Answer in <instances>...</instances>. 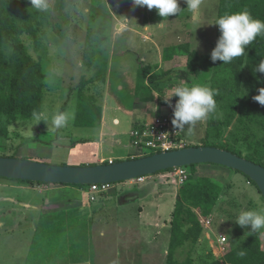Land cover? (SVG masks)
<instances>
[{"label": "rangeland", "instance_id": "1", "mask_svg": "<svg viewBox=\"0 0 264 264\" xmlns=\"http://www.w3.org/2000/svg\"><path fill=\"white\" fill-rule=\"evenodd\" d=\"M216 1L201 0L199 9L193 11L187 8L184 0H178V5L182 8L177 14L182 18L171 21L159 17L156 12L154 13V9L148 10L147 7L133 6L131 0H48L51 9V21L50 24L42 25L44 44L38 54L34 53L35 58H38V55L41 56L46 76L42 112L49 117V123L51 115L55 112H67L70 114V118L67 125L56 132L48 131V124L42 120L17 121L11 126L10 138L2 139L0 157H15L67 167L96 166L101 151L105 153L104 156L107 159L111 156L120 157L121 159H117L116 162L130 160L135 157L137 149L132 143L131 131L133 129L131 130L128 124L123 123L117 128L112 125L107 126V129H105L106 133L109 134L102 138L103 142H101L102 140L99 143L97 142L98 140L96 142L81 141L86 139L89 133L91 134L88 136L90 138L94 137L92 134L96 136V132L81 131L76 128L78 126L76 125L77 114L79 107L83 103L79 97V89L81 88V84L78 85L79 79L84 77V79L89 81L88 85L84 84L83 91L88 97L89 94L91 95L90 97L94 100L96 106H100L106 91L104 83L106 76L104 79H102V76L106 73L108 62L109 64L112 63L116 69L122 63H125L124 72L126 73L124 81L126 88L125 93L121 94L120 97H123L124 102H127L130 98L128 90H132L134 83V74L131 72V68L133 67L136 53L140 54L138 51L132 52L131 48L135 47L136 49L139 41L141 44L146 45V49L152 47L150 46L151 43L155 44L157 49L161 48V50L168 47H178L188 42L194 49L203 53L208 69L200 76L190 75L189 80L191 83L183 82L179 78H173L175 79L173 83L177 86H191L193 83H200L212 89L214 68L210 55L213 50L212 39L213 30L215 29L213 19L216 12ZM114 13H117L116 18L118 20L116 22L113 20L116 16ZM185 13L188 16L190 15V19L185 17ZM127 18L130 26L136 28L138 33H132V37L124 35L117 39V45L120 51L124 49V53L117 52L112 62H110L108 61L111 56L109 52L114 48L112 35L122 29L121 26H124L121 19ZM114 23H118V28ZM186 28L190 31L187 32ZM90 30L98 38V42L95 46H92L93 48H89L90 45L87 41ZM146 35L152 37L149 40H141ZM196 41L198 42V47ZM86 49H88L87 52ZM177 53L180 54V51L177 50ZM174 64L176 66L171 69H185L187 56H179L178 61ZM114 72H117V70H114ZM115 76L116 74H114ZM165 79L169 80V76H166ZM138 81L140 84L138 89L142 90V79L138 78ZM159 100L161 101L162 99ZM162 112L164 111L161 110ZM210 118H223V111L217 103L215 111L210 113L205 120L197 122L192 128L191 134L187 132V126L182 131L186 147H200L205 144L218 143L214 138L206 137L209 133L208 122ZM112 128L113 131H108ZM80 133L83 134L80 135ZM111 133L116 134L112 136L110 135ZM224 139L227 140L226 137ZM64 145H68V147L65 148ZM243 150L246 152V149L243 148ZM146 154L150 155L152 152ZM198 167L201 170L196 174L197 177L199 176L198 174L208 175L212 176L211 178L217 180L222 186L232 185L233 188L229 190L228 194L230 199L226 197L225 201H230L233 205L227 204L224 208L233 218L228 214H216V216H213L214 219L211 217L213 219L212 230H207L205 238L194 247L193 257L199 259L202 254L207 257L209 249H213V247H218L220 250L217 242L218 237L221 235L227 238L231 250L234 245L238 246L249 240L254 234L259 233L264 250V230L252 233L250 228H241L234 222L240 210L264 209V203L258 190L254 186L249 185L250 183H247L246 177L236 171L213 164H204ZM185 169L188 173L191 171L189 167H185ZM214 170H218L220 173L209 175ZM151 177H155V175ZM7 182L11 181L0 179V221H2L0 222V264H17L25 258H28V261L24 264H35L36 261L39 262L38 264H61L60 260L69 259L72 253L80 249L83 250L82 254L84 256L82 257L87 260L88 255L92 252L91 242L85 235L86 230L91 226L87 220L88 214L91 213V209L88 207L96 205H107L110 207L105 215L100 214L97 217L98 219L101 217L100 224L103 225H98V230L96 231L108 230V250L111 248V243L115 242L116 234H114L113 227L115 228L116 214L114 219V212L111 209L119 203V196L114 195L113 201L111 200L112 205H110L109 201H107V196L96 195V202H91L90 195L86 193L87 186L83 188L85 192L78 196H69L73 195L70 193L72 188H81L76 185H67L68 187L64 185L66 188L62 192L50 190V192H45L44 194H25L22 190L6 186ZM19 183L31 185L23 181ZM152 183L147 179L145 184L132 188L131 191L135 193H140L145 188V195L140 194L138 199L133 200L124 211L127 210L129 213H133L132 211L137 210L138 206L147 208L146 210L149 213L146 212L147 217L145 220L147 223H151L152 227L143 230V232L147 233V235L153 234L152 236H154V233L155 235L160 233L162 235H160L161 240H163L162 244H168L165 239L168 240V233L171 230L168 232L163 226L160 228L156 220H159V224H165V220H172L173 197H177L181 186H175V190L173 186L165 181L159 182L156 186ZM33 185L43 187L44 184L34 183ZM116 185L112 184L111 186L116 187ZM134 185L137 184L134 183ZM162 189L164 190V197L167 198L162 203L160 201L157 204L156 199L158 196L156 194L158 190ZM116 191L117 189H114L112 194L116 193ZM53 196L66 202L77 199L80 201V196H82L85 208L80 211L78 209L79 206H77L76 208H64L59 211L40 213V211L37 212L25 207L21 208L13 203L5 202V197H12L21 202L42 205L44 201L51 199ZM121 202H123L122 198ZM157 205L161 207L160 211L162 214L160 218L159 215L156 216ZM12 210L17 211L18 217L9 214ZM121 211L123 210L121 209L118 213L119 218L123 215ZM197 212L198 214L200 213L199 211ZM131 213L127 217L128 221L126 222V225H129L128 231L136 230V221L134 218L132 219L134 216ZM200 218L201 220L204 219L203 217ZM37 223H39L38 228L33 229L32 226ZM11 225H14L12 230ZM142 227L144 226L142 225ZM169 227L171 228V221ZM204 230L206 229L204 228ZM81 237L85 239H82L83 242L80 239ZM80 243H84V248L77 247V244ZM107 253L104 252L105 259H111V256ZM221 254L223 257L226 255V253L222 252ZM223 257L221 258L223 259ZM164 262L165 257L160 255L148 261L136 259L133 264H164Z\"/></svg>", "mask_w": 264, "mask_h": 264}, {"label": "trees", "instance_id": "2", "mask_svg": "<svg viewBox=\"0 0 264 264\" xmlns=\"http://www.w3.org/2000/svg\"><path fill=\"white\" fill-rule=\"evenodd\" d=\"M215 9L213 22L218 16L243 11L249 12L254 19L264 21V0H217ZM186 17L190 19V15ZM50 21V7L47 12H42L31 7L29 0H0V145L3 144L2 139L10 138L14 123L19 120L30 121L35 119L33 113H43L46 76L41 56L35 58L34 53L38 54L44 44L42 25L50 24ZM219 35L218 27L215 26L213 49ZM87 38L89 48L98 42L91 30ZM177 50L187 56V66L178 71V77L175 78L190 82V75L200 76L207 71L203 53L190 43L167 48L165 55L173 56ZM261 59H264V35L257 36L248 45L245 54L231 63H213L212 89L217 93L215 101L223 111V118L209 119L206 137H212L218 143L204 146L227 150L264 167V106L253 100L259 94L258 89L264 88V74L255 72V66ZM170 74L171 71L152 73L151 67L146 66L139 71V78L142 79V85L148 81L154 90L162 94L174 86L175 79ZM166 76H169V80L165 79ZM84 86L82 83L79 97L83 103L79 107L76 125L97 127L101 123L102 110L84 93ZM171 117L173 119V111ZM151 155L154 153L148 156ZM198 166L189 167L188 180L179 188L172 213L171 240L165 264H264L259 233L238 246L234 245L223 259L216 258L212 249H209L207 257L203 254L199 259L193 257L194 247L205 238L206 233L200 217L208 219L216 214L230 215L224 206L233 205L225 201L226 197L230 199L228 194L232 185L222 186L217 180L203 175L197 177ZM169 171L172 170L165 172ZM246 180L261 195L257 185L248 177ZM261 198L264 203L262 195Z\"/></svg>", "mask_w": 264, "mask_h": 264}, {"label": "crops", "instance_id": "3", "mask_svg": "<svg viewBox=\"0 0 264 264\" xmlns=\"http://www.w3.org/2000/svg\"><path fill=\"white\" fill-rule=\"evenodd\" d=\"M116 16L113 19L114 22H116L118 19L117 17V13H114ZM186 17V15H185ZM182 18L180 15H173V16H169L168 18H165L166 20H173V19H179ZM164 19V20H165ZM188 19V18H187ZM123 22V27L121 26L122 29L118 30L114 35H112L113 41H114V48H112L110 50V58L108 59V61L112 62V60L114 59V56L116 55V53H124V49L120 51V48L117 45V39L127 35L128 37H132V33H138V30H136V28L130 26L129 23V19H121ZM120 20V21H121ZM126 22V23H125ZM115 26L118 28V23H114ZM214 28V27H213ZM187 32H189L190 30L187 29ZM140 35V32H139ZM152 36L150 35H146L144 36V39L141 40H149V38H151ZM213 37H215V29L213 30ZM135 40H137L136 37H134ZM140 40V37H139ZM138 40V41H139ZM116 41V42H115ZM137 41V42H138ZM179 42V41H178ZM188 42H185L184 44H186ZM182 44V43H181ZM150 47L149 49H146V45L141 44V42L139 41V45H137L136 49L135 47L132 49H130L132 52L133 51H138L140 54L136 53L135 56V60H134V64L133 67L131 68V72H133V76H134V83H133V88L132 90H128L129 91V99L127 102H124L123 97H120L121 94L125 93V63H122L117 69L114 68V65L109 64L106 66V73L103 74L102 79H104V77L106 76V80L104 81L105 86H106V91L104 93V98H102V103L100 104V106L98 105V107L101 108L102 110V119H101V123L99 126L97 127H76L78 130L81 131H95L96 132V136L94 134H92V138L88 137L89 135H91L90 133L87 134V138L83 139L81 141H92V142H97L99 143L102 138H104L106 135H108L109 133H106V129L107 126H113V127H119L120 125L124 124H128L130 126V129H134L135 127L142 125L144 123H146L147 121L152 120L161 110L163 107H165L167 105V103L165 102V98L166 97H170L172 95V89L174 87H176L177 85L174 84L173 88H168L164 91V93H159L158 90H154V88L150 85V83L147 81L144 85H143V89L139 90L138 86L139 81V71L146 66H150L152 73H167L168 71H171L170 77H178L177 72L181 71V70H177V69H171L172 67H175L176 61H178V57L179 56H183L182 54L176 53L173 56H169L167 57L165 55V50L167 48H163L161 50L157 49V47L155 46V44H151L150 43ZM169 48V47H168ZM135 49V50H134ZM169 55V54H168ZM123 56V55H122ZM137 56L138 59H137ZM140 58V59H139ZM124 64V65H123ZM120 69V70H119ZM114 70H117V72H114ZM114 74H116L115 77H117L115 79ZM182 80V79H181ZM183 82L185 80H182ZM186 82V81H185ZM83 84H87L89 83L88 80L84 79V77H82L81 79H79V83L78 85H82ZM191 83V82H188ZM187 85V84H186ZM81 87V86H80ZM80 90V89H79ZM91 95L89 94V97ZM172 98H176V97H172ZM171 98V99H172ZM159 99H162L161 101ZM114 100H116L114 102ZM112 101V103H111ZM164 109V108H163ZM152 117V118H151ZM106 128V129H105ZM108 131H113V128L108 130ZM116 132V131H115ZM83 133H80V135H82ZM116 133H111L110 135L115 136ZM118 134V133H117ZM182 137H183V132H182ZM184 138V137H183ZM104 140H102L101 142H103ZM120 142V141H119ZM186 143V142H185ZM187 146V145H186ZM65 148L68 147V145H64ZM71 149V148H69ZM104 152L101 151L100 152V156L98 157V164H104V163H115L117 161V159H121L120 157H109L108 159L104 156ZM134 158V157H133ZM132 158V159H133ZM199 170H201V168L197 167V173L199 172ZM204 171V169H202ZM196 173V174H197ZM211 174L209 175H213V173H220V171L218 170H214L212 172H210ZM199 176H201V174H198ZM161 175H155V177H151L149 178V180L151 182H153L152 184L156 186V184H158L159 182L165 181L167 184L171 185L174 187V189L176 190L175 186H179L177 184V181L174 179H164L162 177H160ZM197 176V175H196ZM207 177H212V176H208ZM2 180H6V181H11V182H7L5 185L6 186H12L13 188L17 189V190H22L25 192V194H31V193H39V194H44L45 192H50V190H53V192H62L65 190L66 187L68 186H64V185H46L44 184L43 187L41 186H35L33 185L34 183L31 182H27L31 185H26V184H21L19 183L20 181H15L12 182V180H7V179H2ZM156 182V183H155ZM134 181H130V182H124V183H120L117 184L116 187H112L109 189V191L104 192V193H100V194H93L91 192V188H87L86 193L90 195V200L91 202H96L97 197L101 196V197H106L107 201H109L108 203L110 205H112V199H114V195L119 196V203H117L116 205H114V208H112L111 210H113L114 212V219H115V214H116V221L114 223L115 228L113 227L114 230V234H116L115 236V242L111 243V248L108 250L107 247H109L107 242V238H108V230L104 231H100L97 232L96 230H98V225H103L100 224L101 223V217L98 219L97 217L100 214L105 215L106 212H108V210L110 209V207H108L107 205H96L94 207H88L91 209V213L88 214L89 217H87V220L89 222V224H91L90 228L86 230V237H88V239L90 240V244L92 246V252H90V254L88 255L87 260H85L83 253V250L80 249L77 252H74L70 255L69 259H64L63 261H61V264H133L134 262H136V259H139V261L145 260L148 261L149 259H153L157 256L162 255V257H165V262L166 263V259H167V254H168V250H169V245H170V240H171V232L168 233V240L165 239L166 241H168V244H162L161 237H160V233H157L154 236L143 232V230H146L147 228H151L152 225L151 223H147V221L145 220L147 217V213H149L146 209L147 208H142L141 206H138L137 210H133L131 214H133L134 217H132V219L134 218V220L136 221V230H130L128 231L127 228L129 227V225H126V222L128 221L127 217L129 216V211H124L126 209V207L131 204V202L135 199H138V197L141 195H145V188L143 189V191L141 190L140 193H135L132 190V188L139 186L140 184L134 185ZM40 184V183H39ZM141 184H145V183H141ZM50 186H54V187H50ZM170 186V187H171ZM117 189L116 193L112 194L113 190ZM148 191V190H147ZM85 190L83 188L77 189L76 187L72 188L71 192L73 195H69V196H78L79 194L84 193ZM111 193V194H110ZM164 190H158L156 196H158V198L156 199L157 204L162 203L163 200H165L167 197H164ZM176 193V192H175ZM77 194V195H76ZM55 196H53L51 199L44 201L43 204H31V203H25V202H21L18 201L12 197H5V202L8 203H13L21 208H29L32 210H36L37 212L40 211V213H45V211H59L61 209L64 208H76L77 206H79V210L83 211L85 208V204L83 202V198L82 196H80V201L74 200V201H62L61 198L57 199L54 198ZM121 198L123 199V202H121ZM174 198V205H175V198L176 196L173 197ZM112 200V201H111ZM128 200V201H127ZM160 205L156 206V216L159 215V218L162 214V212L160 211L159 207ZM122 212V216L121 218L118 217V213L120 210ZM135 212V213H134ZM173 213V210H172ZM171 213V215H172ZM9 214L13 215L14 217H18L17 215V211L12 210ZM213 218V217H212ZM24 219V218H23ZM157 219V218H156ZM214 219V218H213ZM131 220V219H130ZM171 221V220H170ZM170 221L165 220V224H159V220H156V223H158L159 227L161 228L163 226L164 229H167L168 232L170 231V227H169V223ZM2 222V221H0ZM21 222V221H20ZM19 222V223H20ZM99 223V224H98ZM126 225V226H125ZM142 225L144 227H142ZM14 225H11V230L12 227ZM18 226V225H17ZM39 226V223L33 225V229H37ZM19 227V226H18ZM107 227V225H106ZM157 227V226H156ZM157 227V228H159ZM168 227V228H167ZM17 228V227H14ZM135 230V231H134ZM212 230V229H211ZM34 231V230H33ZM162 236V235H161ZM148 238V240H147ZM81 241L83 242L82 239H84L83 237L80 238ZM85 240V239H84ZM82 247L84 248V243H80L77 244V247ZM213 254L215 255L216 258L221 259V257H223V255L221 254V252L219 251L218 247H213ZM104 252H108L107 254H109V256H111V259L106 260L105 259V255ZM78 254V255H77ZM221 256V257H220ZM35 260V259H33ZM28 261V258H25L23 261L17 263V264H24L25 262ZM39 262L36 261L35 264H38ZM29 264V263H26Z\"/></svg>", "mask_w": 264, "mask_h": 264}, {"label": "clouds", "instance_id": "4", "mask_svg": "<svg viewBox=\"0 0 264 264\" xmlns=\"http://www.w3.org/2000/svg\"><path fill=\"white\" fill-rule=\"evenodd\" d=\"M31 7L47 12L49 10L48 0H29ZM133 6L147 7L148 10L155 9L159 17L168 18L177 15L181 10L178 0H131ZM189 10H198L201 0H184ZM220 33L216 46L211 52L210 59L213 63L222 61L223 64L231 63L235 58L245 54L246 48L257 36L264 35V21L254 19L249 12H237L224 14L215 19L214 24ZM197 47H198V42ZM196 47V48H197ZM256 73L264 74V59L255 66ZM259 94L253 100L264 106V88L258 89ZM217 93L209 87L200 83L191 86H176L172 89V95L165 98V102L173 107V119L171 121L175 130L191 134L192 128L197 122L205 120L208 115L215 111ZM176 97L175 105L171 104V98ZM38 121L48 124V131L56 132L65 127L69 121L70 114L67 112H55L50 117L44 113H33ZM234 222L241 228H250L252 233L264 230V209L240 210Z\"/></svg>", "mask_w": 264, "mask_h": 264}, {"label": "water", "instance_id": "5", "mask_svg": "<svg viewBox=\"0 0 264 264\" xmlns=\"http://www.w3.org/2000/svg\"><path fill=\"white\" fill-rule=\"evenodd\" d=\"M204 164L218 165L242 173L257 185L264 199V167L227 150L208 146L185 147L87 167L56 166L21 158L0 157V179L66 186L112 185Z\"/></svg>", "mask_w": 264, "mask_h": 264}, {"label": "built area", "instance_id": "6", "mask_svg": "<svg viewBox=\"0 0 264 264\" xmlns=\"http://www.w3.org/2000/svg\"><path fill=\"white\" fill-rule=\"evenodd\" d=\"M176 103L175 98L171 99V104L174 106ZM164 108V109H163ZM162 110L150 121L135 127L131 131L132 143L137 149V153L134 158L143 157L148 152L162 153L169 152L186 147V143L182 137V131L175 130L171 121V113L173 107L169 104L163 107ZM162 178L170 180L174 179L177 181L179 186H182L189 177V173L185 168H177L172 171L160 174ZM150 177H141L134 182L136 184L145 183ZM91 192L93 194H100L109 191L111 185H94L91 186ZM201 223L207 230L212 229L213 219H202ZM218 245L222 253H227L230 250L228 240L225 236L221 235L218 237Z\"/></svg>", "mask_w": 264, "mask_h": 264}]
</instances>
